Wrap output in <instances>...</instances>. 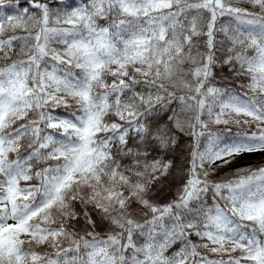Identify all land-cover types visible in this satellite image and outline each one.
Wrapping results in <instances>:
<instances>
[{"label":"snow or ice","instance_id":"obj_1","mask_svg":"<svg viewBox=\"0 0 264 264\" xmlns=\"http://www.w3.org/2000/svg\"><path fill=\"white\" fill-rule=\"evenodd\" d=\"M5 5L0 264H264V0Z\"/></svg>","mask_w":264,"mask_h":264},{"label":"trees","instance_id":"obj_2","mask_svg":"<svg viewBox=\"0 0 264 264\" xmlns=\"http://www.w3.org/2000/svg\"><path fill=\"white\" fill-rule=\"evenodd\" d=\"M66 2H67V0H66ZM77 2H82V0H77ZM21 5L25 6V0H21ZM241 6H247V5H241ZM15 11H16V9L14 6L5 5L3 8H0V16L14 14ZM218 23H223V24L227 25L230 23V18L229 17H223L220 19V21ZM233 27H234V25H233ZM17 34L22 35L23 33L18 31ZM218 38L223 39L222 35H220ZM16 43L17 42H14V44H16ZM12 59L16 60V59H18V57L13 56ZM8 62H10V61H8ZM3 63H5V61H0V64H3ZM110 80H111V78L109 77V82H110ZM211 83L217 87H227V88H231L234 91L239 92L241 94L247 93V95H249V96L252 95V93L250 91H248L246 88L240 87L241 84H246L247 80L246 79H237L231 72L228 71L227 68H219L218 67L217 69H215V79L212 80ZM55 113L57 115H60V116H67V117L71 118L70 111L66 110L63 107L55 109ZM235 130L236 129L233 128V131H235ZM187 142H188L187 137L182 138L181 148H183ZM256 166H264V162H258V163H254V164L237 165V166L230 168L229 170L223 172L222 174H220L218 176H223L226 173H231V172L235 171L236 169L256 167ZM180 183H181V181H180L179 176H177L174 181L166 182L165 185H163L161 188H158L155 191L154 200L160 204H164V203L171 201L174 198V196L176 194V189H177V187H179ZM97 231H99V232H101V234H103L104 229L98 228Z\"/></svg>","mask_w":264,"mask_h":264},{"label":"rangeland","instance_id":"obj_3","mask_svg":"<svg viewBox=\"0 0 264 264\" xmlns=\"http://www.w3.org/2000/svg\"><path fill=\"white\" fill-rule=\"evenodd\" d=\"M258 162H264V153H253V154H244L240 157H238L235 162L230 165L227 168H224L220 170V172L217 173V175L222 174L223 172L229 170L230 168H233L237 165H245V164H254ZM10 223L12 221H9Z\"/></svg>","mask_w":264,"mask_h":264}]
</instances>
